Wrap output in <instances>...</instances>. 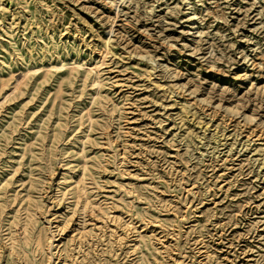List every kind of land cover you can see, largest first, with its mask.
Instances as JSON below:
<instances>
[{"label": "rangeland", "instance_id": "1", "mask_svg": "<svg viewBox=\"0 0 264 264\" xmlns=\"http://www.w3.org/2000/svg\"><path fill=\"white\" fill-rule=\"evenodd\" d=\"M0 264H264V0H0Z\"/></svg>", "mask_w": 264, "mask_h": 264}]
</instances>
